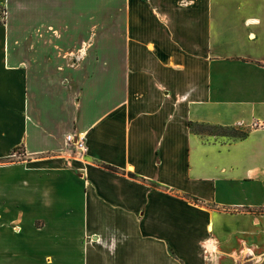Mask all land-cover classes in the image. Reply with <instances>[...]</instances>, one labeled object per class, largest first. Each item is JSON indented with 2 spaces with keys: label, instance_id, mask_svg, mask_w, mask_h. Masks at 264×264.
<instances>
[{
  "label": "crops",
  "instance_id": "crops-1",
  "mask_svg": "<svg viewBox=\"0 0 264 264\" xmlns=\"http://www.w3.org/2000/svg\"><path fill=\"white\" fill-rule=\"evenodd\" d=\"M0 7V264H264V0H152L138 53L93 0Z\"/></svg>",
  "mask_w": 264,
  "mask_h": 264
},
{
  "label": "rangeland",
  "instance_id": "rangeland-1",
  "mask_svg": "<svg viewBox=\"0 0 264 264\" xmlns=\"http://www.w3.org/2000/svg\"><path fill=\"white\" fill-rule=\"evenodd\" d=\"M136 9V10H135ZM137 12L141 13V16L146 15L147 17L152 18V0H93V20L94 24L99 23L103 25V27L112 28L114 27V32H117L116 24L124 18V29L123 33L124 36L130 39L127 42V49L129 52L138 53L139 48L145 50L147 44L152 45V19L150 21L151 26L144 25L141 29L136 30L133 25L130 24V19ZM4 11L3 8L0 7V21L4 18ZM136 14V15H137ZM100 29L93 28L92 31H89L87 38L83 39L80 45L74 47L73 49L65 51L66 54L70 55L74 61L81 60L86 53H88L89 48L92 45V42L97 38L99 35ZM150 51V50H149ZM192 129L202 137L204 140H234L244 134L242 131H238L234 128L230 127H219L216 125H209V124H193ZM75 150V149H74ZM77 151V150H75ZM11 240V244H17L16 238H0V245H4V242H8ZM47 241H58L54 239H46L45 245L49 242ZM85 248L83 249L84 252H81L80 256L87 259L85 264H90L91 256L93 255L94 248L89 247L87 244H84ZM0 256H4L1 254ZM18 257L14 258L13 261H27L32 260V255H17ZM64 256L72 257L73 259L77 256H69V253L58 254L52 252L49 249H46L44 253L40 255L42 261L45 264H60L61 262H65L62 259ZM106 256V255H105ZM107 257V256H106ZM71 260H67L66 264H70ZM71 264L74 263L72 260Z\"/></svg>",
  "mask_w": 264,
  "mask_h": 264
},
{
  "label": "built area",
  "instance_id": "built-area-1",
  "mask_svg": "<svg viewBox=\"0 0 264 264\" xmlns=\"http://www.w3.org/2000/svg\"><path fill=\"white\" fill-rule=\"evenodd\" d=\"M253 126L264 128V120L263 121H254L252 123ZM66 143L77 150L81 154H85L87 151L86 138L84 133L78 132L76 134L67 133L65 136Z\"/></svg>",
  "mask_w": 264,
  "mask_h": 264
},
{
  "label": "trees",
  "instance_id": "trees-1",
  "mask_svg": "<svg viewBox=\"0 0 264 264\" xmlns=\"http://www.w3.org/2000/svg\"><path fill=\"white\" fill-rule=\"evenodd\" d=\"M191 127H192V125H191ZM219 127H221V126H219ZM242 135H243V134H242ZM242 135H241V136H242Z\"/></svg>",
  "mask_w": 264,
  "mask_h": 264
}]
</instances>
